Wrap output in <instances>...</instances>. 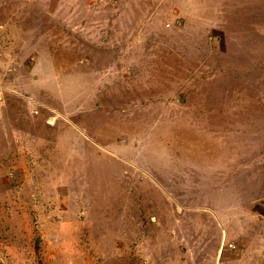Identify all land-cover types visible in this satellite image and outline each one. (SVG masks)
<instances>
[{
    "label": "rangeland",
    "instance_id": "1",
    "mask_svg": "<svg viewBox=\"0 0 264 264\" xmlns=\"http://www.w3.org/2000/svg\"><path fill=\"white\" fill-rule=\"evenodd\" d=\"M0 264H264V0H0Z\"/></svg>",
    "mask_w": 264,
    "mask_h": 264
}]
</instances>
